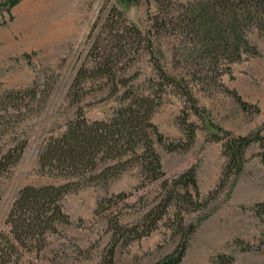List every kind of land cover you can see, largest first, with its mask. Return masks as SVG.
Segmentation results:
<instances>
[{"label":"rangeland","instance_id":"374dc122","mask_svg":"<svg viewBox=\"0 0 264 264\" xmlns=\"http://www.w3.org/2000/svg\"><path fill=\"white\" fill-rule=\"evenodd\" d=\"M27 1L22 0L8 13L5 0H0V92L36 87L50 95L43 109L20 126L28 146L20 162L0 179V233L6 229L10 209L24 187L67 182L40 171L39 156L48 139L62 134L80 108L91 121L110 119L123 105L127 89L118 82L129 79L128 88L132 87L135 93H161L152 121L169 141L186 144L187 134L181 125L184 118L198 126L195 142L187 150L167 152L156 143L167 178L175 179L196 166L201 198L207 200L219 192L207 207L185 215L187 224L198 227L181 264H221L223 258H233L231 264H264L261 148L253 144L247 150L243 172L225 184L227 158L223 142L212 138L218 131L211 127L212 122L234 135L259 130L264 134V34H249L258 54L233 64L221 77V86L192 85L198 106L205 110L203 119L195 116L187 100L171 87L161 92L162 81L146 51L124 71H117V86L109 79L94 78L71 93L79 69L95 67L89 51L111 8L120 9L130 23L146 32L149 16L155 12V0H150V4L53 0L54 6L41 13L36 32L24 17ZM175 44L174 37H161L154 42L155 56L172 75L182 72L174 66ZM228 90L236 91L250 105L248 111ZM77 91L81 96L79 102L74 99ZM164 196L161 182L145 184L138 167L126 170L107 184L85 185L70 192L63 207L71 224L49 239L42 256L44 264H109L112 250V264H159L179 243L175 209L169 211L150 236L134 242L116 234L115 222L123 228H133Z\"/></svg>","mask_w":264,"mask_h":264},{"label":"trees","instance_id":"16d2710c","mask_svg":"<svg viewBox=\"0 0 264 264\" xmlns=\"http://www.w3.org/2000/svg\"><path fill=\"white\" fill-rule=\"evenodd\" d=\"M21 1L5 0V11L11 13ZM144 1L151 3L150 0H121L137 4ZM98 29L89 51L95 67L79 69L71 93L81 90L94 78L109 79L117 86V71H124L146 51L162 81L161 92L171 87L187 100L195 116L204 119L205 110L198 106L192 85L221 86V77L233 64L241 62L245 56L258 54L249 34L253 31L264 34V0H155V12L149 16L146 32L130 23L114 6ZM161 37L176 39L173 62L181 73H168L155 56L154 42ZM129 82V79L119 80L118 84L127 89L122 97L123 105L110 119L91 121L80 108L62 134L48 139L39 156L40 171L67 182L26 186L20 191L8 214L6 229L0 233V264H44L42 256L49 239L71 224L63 207L65 196L85 185L107 184L132 167L140 169L145 184L161 182L165 196L133 228H123L115 222L116 234L130 242L148 237L169 211L175 209L179 243L159 264L182 263L198 227L194 223L187 224L185 215L207 207L219 192L207 200L201 198L196 166L175 179L167 178L156 143L167 152L187 150L195 142L198 126L184 118L181 125L187 134L186 144L169 141L152 121L161 93H135L132 87L128 88ZM230 93L248 111L250 105L236 91ZM49 95V91L36 87L0 92V179L20 162L28 146L20 126L43 109ZM80 97L77 91L75 102H79ZM211 127L218 131L212 138L223 142V154L227 158L223 183L243 172L247 150L253 144H259L264 163L262 130L234 135L212 122ZM113 255L112 250L109 264L113 263ZM232 261L233 258H223L220 263L231 264Z\"/></svg>","mask_w":264,"mask_h":264},{"label":"bare ground","instance_id":"6f19581e","mask_svg":"<svg viewBox=\"0 0 264 264\" xmlns=\"http://www.w3.org/2000/svg\"><path fill=\"white\" fill-rule=\"evenodd\" d=\"M53 6V0H30L29 3L25 5V12L26 15H29V18H31L30 26L33 27L32 29L34 32L38 30L37 26L41 13L52 8Z\"/></svg>","mask_w":264,"mask_h":264},{"label":"crops","instance_id":"0c3cea01","mask_svg":"<svg viewBox=\"0 0 264 264\" xmlns=\"http://www.w3.org/2000/svg\"><path fill=\"white\" fill-rule=\"evenodd\" d=\"M29 1H30V0H29ZM29 1H27V2L25 3V5H26L27 3H29ZM25 5H24V6H25ZM24 17L26 18V22H27L28 26L32 28V26H30V25H31V23H30L31 18H29V15H26V12H25V14H24Z\"/></svg>","mask_w":264,"mask_h":264}]
</instances>
